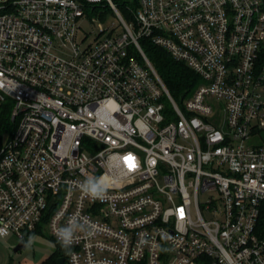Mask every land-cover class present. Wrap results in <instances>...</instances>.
I'll list each match as a JSON object with an SVG mask.
<instances>
[{"label":"built area","instance_id":"1","mask_svg":"<svg viewBox=\"0 0 264 264\" xmlns=\"http://www.w3.org/2000/svg\"><path fill=\"white\" fill-rule=\"evenodd\" d=\"M142 40L199 76L182 107ZM263 51L264 0H0V237L75 214L66 264H264Z\"/></svg>","mask_w":264,"mask_h":264},{"label":"trees","instance_id":"2","mask_svg":"<svg viewBox=\"0 0 264 264\" xmlns=\"http://www.w3.org/2000/svg\"><path fill=\"white\" fill-rule=\"evenodd\" d=\"M140 44L146 56L153 64L155 70L168 89L171 97L176 104L182 107L185 100H187L199 86L201 82L199 76L184 63L175 61L168 52L157 47L151 41L142 40ZM261 62L262 64L264 62V51L261 54ZM11 127L12 124L9 119L8 112L5 111L0 121V128L5 130ZM259 228L264 234V205L261 210ZM36 232L43 233L42 227H39V229L35 232L28 234L23 242L27 244L29 242V238ZM52 240L55 241L54 239ZM55 242L58 244V247L45 264H59V260L61 258H65L64 264H66V259L68 258L70 249L66 250L62 248L57 241Z\"/></svg>","mask_w":264,"mask_h":264},{"label":"rangeland","instance_id":"3","mask_svg":"<svg viewBox=\"0 0 264 264\" xmlns=\"http://www.w3.org/2000/svg\"><path fill=\"white\" fill-rule=\"evenodd\" d=\"M117 3H122V1H117ZM106 12V17L104 16L106 20L95 11L89 13L90 18L87 16L79 20L80 30L77 41L83 48L93 44L100 36L101 25L104 28L112 25L119 26L117 17L109 11ZM92 18L95 19V22H92ZM42 231L43 233L33 234L32 243L28 242L25 248L17 252H14V249L20 240L15 235L0 237V264H45L56 251L58 244L51 239L47 231L45 232L44 229Z\"/></svg>","mask_w":264,"mask_h":264},{"label":"clouds","instance_id":"4","mask_svg":"<svg viewBox=\"0 0 264 264\" xmlns=\"http://www.w3.org/2000/svg\"><path fill=\"white\" fill-rule=\"evenodd\" d=\"M110 184L98 177H89L80 185L84 194L91 197L93 200L104 201L108 195ZM98 226L89 220L73 215L68 222L55 229V236L60 246L66 250L71 249L77 239L78 233H83L88 237L96 234ZM29 243H32V238H29Z\"/></svg>","mask_w":264,"mask_h":264},{"label":"water","instance_id":"5","mask_svg":"<svg viewBox=\"0 0 264 264\" xmlns=\"http://www.w3.org/2000/svg\"><path fill=\"white\" fill-rule=\"evenodd\" d=\"M26 247V244L23 242V241H21L18 245H17V247L14 249V252H17V251H19V250H22L23 248H25ZM65 263V258H61L60 260H59V264H64Z\"/></svg>","mask_w":264,"mask_h":264},{"label":"crops","instance_id":"6","mask_svg":"<svg viewBox=\"0 0 264 264\" xmlns=\"http://www.w3.org/2000/svg\"><path fill=\"white\" fill-rule=\"evenodd\" d=\"M46 232V231H45Z\"/></svg>","mask_w":264,"mask_h":264},{"label":"snow or ice","instance_id":"7","mask_svg":"<svg viewBox=\"0 0 264 264\" xmlns=\"http://www.w3.org/2000/svg\"><path fill=\"white\" fill-rule=\"evenodd\" d=\"M130 159V158H129Z\"/></svg>","mask_w":264,"mask_h":264}]
</instances>
